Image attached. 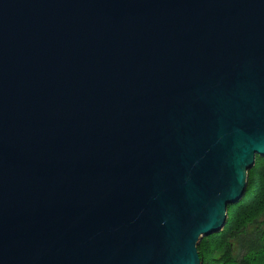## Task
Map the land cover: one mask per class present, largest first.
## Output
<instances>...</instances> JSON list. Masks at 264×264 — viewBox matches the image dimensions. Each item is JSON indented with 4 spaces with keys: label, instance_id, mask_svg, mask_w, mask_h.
Returning <instances> with one entry per match:
<instances>
[{
    "label": "water",
    "instance_id": "1",
    "mask_svg": "<svg viewBox=\"0 0 264 264\" xmlns=\"http://www.w3.org/2000/svg\"><path fill=\"white\" fill-rule=\"evenodd\" d=\"M264 157V0H0V264H202Z\"/></svg>",
    "mask_w": 264,
    "mask_h": 264
},
{
    "label": "trees",
    "instance_id": "2",
    "mask_svg": "<svg viewBox=\"0 0 264 264\" xmlns=\"http://www.w3.org/2000/svg\"><path fill=\"white\" fill-rule=\"evenodd\" d=\"M227 214L224 228L198 246L203 264H264V157L257 155L243 198Z\"/></svg>",
    "mask_w": 264,
    "mask_h": 264
},
{
    "label": "rangeland",
    "instance_id": "3",
    "mask_svg": "<svg viewBox=\"0 0 264 264\" xmlns=\"http://www.w3.org/2000/svg\"><path fill=\"white\" fill-rule=\"evenodd\" d=\"M202 264H203V262H202Z\"/></svg>",
    "mask_w": 264,
    "mask_h": 264
}]
</instances>
